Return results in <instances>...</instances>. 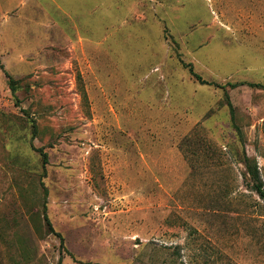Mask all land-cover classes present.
Segmentation results:
<instances>
[{"label": "rangeland", "instance_id": "obj_1", "mask_svg": "<svg viewBox=\"0 0 264 264\" xmlns=\"http://www.w3.org/2000/svg\"><path fill=\"white\" fill-rule=\"evenodd\" d=\"M1 6L0 264H264V0Z\"/></svg>", "mask_w": 264, "mask_h": 264}, {"label": "trees", "instance_id": "obj_2", "mask_svg": "<svg viewBox=\"0 0 264 264\" xmlns=\"http://www.w3.org/2000/svg\"><path fill=\"white\" fill-rule=\"evenodd\" d=\"M190 68V72L191 74L198 80L200 81L202 84H208V82H206L205 80H203V78L197 74L196 72H194L193 67L189 66ZM213 85H216L213 83ZM234 87H236L237 85H233ZM11 88L13 93L16 92V86H15V82L14 80H11ZM229 107H230V111H231V116L234 120L235 117V109L233 107V104L231 103V101H229ZM243 148L245 150V145H243ZM39 152L42 154L43 159H44V163L46 164L48 162V157L47 154L43 151V149H40ZM251 159L246 155L245 153V161L244 164L248 170V174L250 176V188L252 189L253 192H255L259 198L264 201V183L260 178L259 175V171L257 167H252L253 165L251 164ZM44 220L47 224V226L49 227V230L52 234L57 235L58 237L61 238V241L63 242V238L60 234H58L57 232H55L53 225L47 215V208H46V204L44 205Z\"/></svg>", "mask_w": 264, "mask_h": 264}, {"label": "crops", "instance_id": "obj_3", "mask_svg": "<svg viewBox=\"0 0 264 264\" xmlns=\"http://www.w3.org/2000/svg\"><path fill=\"white\" fill-rule=\"evenodd\" d=\"M1 9H2L3 12H4L3 14H7V13H5V9H4V7L1 6L0 10H1ZM3 29H5V28L0 29V31H4ZM79 43H81V42H79Z\"/></svg>", "mask_w": 264, "mask_h": 264}]
</instances>
